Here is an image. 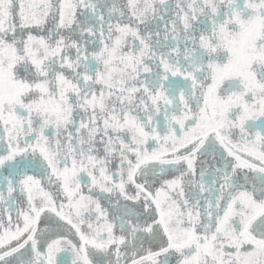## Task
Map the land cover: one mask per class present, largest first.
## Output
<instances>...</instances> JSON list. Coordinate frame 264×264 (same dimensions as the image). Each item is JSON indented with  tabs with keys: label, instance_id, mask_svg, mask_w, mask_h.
Wrapping results in <instances>:
<instances>
[{
	"label": "snow or ice",
	"instance_id": "1",
	"mask_svg": "<svg viewBox=\"0 0 264 264\" xmlns=\"http://www.w3.org/2000/svg\"><path fill=\"white\" fill-rule=\"evenodd\" d=\"M0 264H264V0H0Z\"/></svg>",
	"mask_w": 264,
	"mask_h": 264
}]
</instances>
